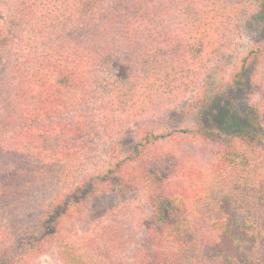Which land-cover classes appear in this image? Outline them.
<instances>
[{
    "label": "trees",
    "instance_id": "obj_1",
    "mask_svg": "<svg viewBox=\"0 0 264 264\" xmlns=\"http://www.w3.org/2000/svg\"><path fill=\"white\" fill-rule=\"evenodd\" d=\"M252 1L0 0V264H264V43L213 76Z\"/></svg>",
    "mask_w": 264,
    "mask_h": 264
},
{
    "label": "rangeland",
    "instance_id": "obj_2",
    "mask_svg": "<svg viewBox=\"0 0 264 264\" xmlns=\"http://www.w3.org/2000/svg\"><path fill=\"white\" fill-rule=\"evenodd\" d=\"M251 2H253L251 0ZM254 1V3L246 9L243 15L239 19V31L237 32L236 39L234 40L233 52L228 57H226L224 64L219 66L217 71H214V77L218 80H224L228 78L231 74L232 68L237 62V59L244 54L249 47L254 45L255 43H264V0L261 2ZM254 9H253V8ZM252 8V9H250ZM109 69L111 72L117 74L120 78H125L128 73V67L120 60V59H112L110 62ZM5 68L3 62L0 60V77L4 75ZM234 96V95H233ZM232 98V99H231ZM226 98L228 104V111L224 112L225 120H228L230 115L236 118V115L239 113L238 104L239 100L237 98L231 97ZM240 106V104H239ZM227 108H223L225 110ZM237 111V112H236ZM182 112L181 108L175 110L174 112H169L167 116L170 118L176 115H180ZM230 112V114H228ZM166 117V116H165ZM163 117V123H167L168 118ZM135 195V199L137 195L135 193H129L127 195H123L118 192H107L95 197L90 209H89V218L90 220H94L103 216L107 211L112 209L113 207L127 201L133 199ZM84 228V227H83ZM38 264H59L56 258L55 250H51L43 255Z\"/></svg>",
    "mask_w": 264,
    "mask_h": 264
}]
</instances>
